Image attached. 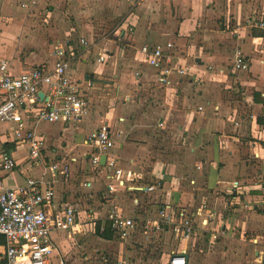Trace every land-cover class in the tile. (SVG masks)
Segmentation results:
<instances>
[{
  "label": "crops",
  "instance_id": "0c3cea01",
  "mask_svg": "<svg viewBox=\"0 0 264 264\" xmlns=\"http://www.w3.org/2000/svg\"><path fill=\"white\" fill-rule=\"evenodd\" d=\"M87 2L97 10H113L112 15L126 10L99 42L85 34ZM23 3L31 0H0V59L16 75L52 67L53 45L71 41L80 46L85 37L89 44L69 74L93 81L91 112L79 123H48L61 126L52 139L39 130L47 122H40L36 133L44 137L45 148L34 163L14 136L16 125L0 123V154L11 153L18 161L12 172L0 170L4 187L28 178L51 182L49 167L59 159L75 158L76 172L89 151L87 135L110 123L123 131L115 147L123 168L143 171L150 181L163 175L175 204L197 210L203 201L209 203L213 218L190 246L189 264H264V39H259L264 30L250 23L264 21V0H38L31 10ZM163 42H173L175 61L192 70L174 74L165 84L156 68L139 61L143 45ZM239 48L249 62L246 71L232 67ZM100 54L107 56L105 62L97 61ZM13 58L21 71L12 69ZM71 129L78 141H72ZM170 140L173 150H166ZM22 145L27 151L18 157ZM165 153L173 160L162 157ZM85 180H91L90 188H83ZM55 181L57 202H77L86 211L103 200L105 184L98 178L81 173L69 183ZM121 198V205L132 206ZM151 198L145 205L154 215L164 197L157 192ZM113 240L130 245L127 253H136V264H166L171 248H177L171 233L138 256L141 250L130 242L59 231L53 233V264H107L101 247Z\"/></svg>",
  "mask_w": 264,
  "mask_h": 264
},
{
  "label": "built area",
  "instance_id": "2783aa9c",
  "mask_svg": "<svg viewBox=\"0 0 264 264\" xmlns=\"http://www.w3.org/2000/svg\"><path fill=\"white\" fill-rule=\"evenodd\" d=\"M37 4L38 0H31V4L23 3L22 7L31 10ZM250 23L264 30L263 20ZM259 39H264V34ZM88 44L85 37L80 39V46L71 41L57 43L53 52L54 66L43 65L18 75L9 69L7 60L0 59V123L16 125L14 136L27 146V159L33 163L39 162L45 148L44 137L36 133L40 122L69 125L90 116L93 81L75 79L69 74ZM140 53L142 59L139 61L156 68L162 84L168 83L174 74L183 76L192 71L191 67L175 61L173 42L145 44ZM106 60L105 54H100L97 59L99 63ZM232 67L236 71H246L250 67L240 48L235 51ZM140 75L141 71L137 70L135 76ZM122 135L123 131L114 130L110 123L101 125L87 135L85 142L89 151L84 165L75 172V158L56 160L49 167L54 174L51 182L28 178L22 184L5 188L0 178V261L6 264H53L54 232L64 231L75 236L89 232L104 235L109 231L114 239L130 242L145 254L150 247L161 244L163 233H171L177 248H171L166 264H189L190 246L199 239L202 231H207L213 218L209 203L203 201L197 210L175 204L163 175L150 181L143 171L123 168L115 152L117 138ZM17 164L13 154H0L1 171L12 172ZM81 173L105 184L101 193L103 200L86 211L77 202L56 201L55 178L69 183ZM91 185V180L83 182V188ZM157 192L164 198L159 201L156 214L151 215L145 204ZM120 198L130 200L132 206L121 205ZM262 209L264 212V199ZM212 238L217 239V234H212Z\"/></svg>",
  "mask_w": 264,
  "mask_h": 264
},
{
  "label": "rangeland",
  "instance_id": "374dc122",
  "mask_svg": "<svg viewBox=\"0 0 264 264\" xmlns=\"http://www.w3.org/2000/svg\"><path fill=\"white\" fill-rule=\"evenodd\" d=\"M84 9H85V14L83 16V20L86 23L85 25L89 26V29L85 31V34L86 36L93 34L96 42H99L102 39V36H108V34L115 28V26L121 21V19L126 14V10H121L117 12V15H115L114 12H113L114 14L112 15L111 12L113 10L111 11L108 8L97 10L91 7V5H89L88 2L84 6ZM19 11L22 13L21 10ZM55 45H53V48ZM11 67L15 71H21V68H20V65L17 59L13 58L11 62ZM60 128H61L60 125H52L48 123L39 124V130L44 132L47 135L48 139H52L53 136L58 135V131L60 130ZM3 130H6V125H3ZM68 134L74 138V140L72 141H78L80 139V136L78 135L76 131H74V129H71V131H69ZM171 144H172L171 140L168 142H165L164 145L166 146V150L167 149L173 150L172 148L173 145ZM26 151H27L26 146L22 145V147L17 152V156L23 157ZM168 155L169 153H165V156H162V157L168 159L169 161H172L173 160L172 155L170 156ZM75 183L79 184V180L75 181ZM101 249H103L101 252L102 253L104 252L105 253L104 255L107 257V264H116V262H118L119 260H123V262L124 261L127 262L126 264H136L137 262V258H135L136 253H134L135 255L133 254V256H130V254L128 255L127 249L132 250V248L128 244H125L124 246H122L118 242L113 240L112 242L104 245V247L102 246ZM139 255L146 256L145 253H139L138 256ZM151 264H160V263L158 262V260L157 261L154 260V262Z\"/></svg>",
  "mask_w": 264,
  "mask_h": 264
},
{
  "label": "trees",
  "instance_id": "16d2710c",
  "mask_svg": "<svg viewBox=\"0 0 264 264\" xmlns=\"http://www.w3.org/2000/svg\"><path fill=\"white\" fill-rule=\"evenodd\" d=\"M104 237L107 238V239H112L113 238V235L111 232L107 231L105 234H104ZM0 264H6L4 261H0Z\"/></svg>",
  "mask_w": 264,
  "mask_h": 264
},
{
  "label": "water",
  "instance_id": "95a60500",
  "mask_svg": "<svg viewBox=\"0 0 264 264\" xmlns=\"http://www.w3.org/2000/svg\"><path fill=\"white\" fill-rule=\"evenodd\" d=\"M41 96H43V94H41ZM103 161H105V157H103Z\"/></svg>",
  "mask_w": 264,
  "mask_h": 264
}]
</instances>
